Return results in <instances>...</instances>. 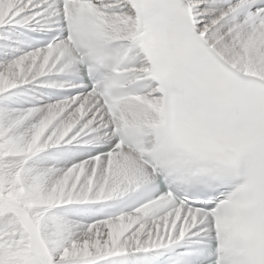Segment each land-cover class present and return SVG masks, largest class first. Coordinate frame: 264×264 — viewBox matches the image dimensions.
<instances>
[{"label":"snow or ice","instance_id":"6c2138e0","mask_svg":"<svg viewBox=\"0 0 264 264\" xmlns=\"http://www.w3.org/2000/svg\"><path fill=\"white\" fill-rule=\"evenodd\" d=\"M0 264H264V0H0Z\"/></svg>","mask_w":264,"mask_h":264}]
</instances>
